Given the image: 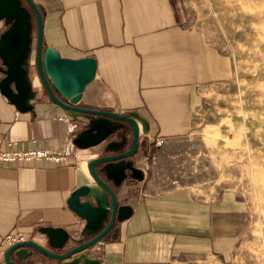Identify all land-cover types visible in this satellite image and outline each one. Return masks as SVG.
Wrapping results in <instances>:
<instances>
[{
  "label": "crops",
  "instance_id": "0c3cea01",
  "mask_svg": "<svg viewBox=\"0 0 264 264\" xmlns=\"http://www.w3.org/2000/svg\"><path fill=\"white\" fill-rule=\"evenodd\" d=\"M34 1L43 15L44 52L96 61L95 77L78 105L130 115L140 130V147L133 158L98 168L121 204L132 208V215L117 221L86 254L102 264H198V256L206 261L216 244L229 241L226 236L216 243L213 239L215 229L228 228V210L183 195L149 192L141 157L157 146V139L182 136L193 120L202 118L212 88L233 79L232 58L188 25L184 0ZM19 5L24 8L20 1ZM10 25L7 19L0 21V37ZM29 37L19 59L20 79L12 85L23 106L16 107L0 91L1 147L16 142L21 149H62L68 161L0 165V264H6L8 237H22L63 254L104 229L111 200L92 179L88 164L131 146V125L115 119L112 124L121 133L90 149L74 144L89 121L98 118L68 112L51 101L36 66L35 21ZM6 70L0 58V82ZM133 163L143 177L123 178L120 167ZM82 186L91 188L81 198L92 208L90 219L68 205ZM12 259L20 264H61L28 247L15 251Z\"/></svg>",
  "mask_w": 264,
  "mask_h": 264
},
{
  "label": "rangeland",
  "instance_id": "374dc122",
  "mask_svg": "<svg viewBox=\"0 0 264 264\" xmlns=\"http://www.w3.org/2000/svg\"><path fill=\"white\" fill-rule=\"evenodd\" d=\"M184 1L188 25L232 58L234 76L212 88L209 108L185 134L159 138L142 155L144 186L228 210V228L213 239L229 241L198 264H264V0Z\"/></svg>",
  "mask_w": 264,
  "mask_h": 264
},
{
  "label": "water",
  "instance_id": "95a60500",
  "mask_svg": "<svg viewBox=\"0 0 264 264\" xmlns=\"http://www.w3.org/2000/svg\"><path fill=\"white\" fill-rule=\"evenodd\" d=\"M19 1L21 4L22 2L27 3L30 11L20 7ZM19 1L0 0V21L7 19L11 22L9 28L0 37V58L7 68L5 76L0 82L1 93L16 107L21 108L23 106L20 94L15 91L12 85L16 84L20 79L21 69L19 68V59L28 49L30 41L29 30L33 27V14L37 39L36 66L42 85L46 89L51 101L68 112L98 118L89 121L88 128L76 137L74 144L80 149H90L100 145L117 130V127L112 124V119L127 122L132 126L133 142L131 148L127 151L101 156L91 160L88 164L92 179L102 190L108 193L111 200V216L104 229L88 241L79 244L63 254L50 252L31 240L21 241L6 250L4 261L6 264H20L12 259V255L15 251L28 247L34 248L49 258L60 261L61 264H102L99 259L90 257L86 252L91 250L111 232L117 220L128 219L132 215V208L130 206L119 205L116 192L106 183L100 175L98 168L107 167L109 164L132 157L137 153L140 145L139 126L136 119L130 115L78 105L82 99L85 87L95 77L96 61L92 58L69 60L61 58L53 50L44 52V21L42 12L34 0ZM56 92H59L62 98ZM208 116L214 120L218 118V115L212 111L209 112ZM127 168L128 165L120 167L119 171L123 174V178L126 176ZM138 172L139 174L134 177L141 179L142 171L138 170ZM90 192V186H82L74 191L68 199L69 207L79 214H84L88 219H90L92 208L89 207L87 202H81V198L88 196Z\"/></svg>",
  "mask_w": 264,
  "mask_h": 264
},
{
  "label": "built area",
  "instance_id": "2783aa9c",
  "mask_svg": "<svg viewBox=\"0 0 264 264\" xmlns=\"http://www.w3.org/2000/svg\"><path fill=\"white\" fill-rule=\"evenodd\" d=\"M2 123L0 122V165L1 164H15V163H34L38 161H50L56 164H63L68 161V155L65 150H51L40 147H33L28 149L18 148L16 142H9L8 148H2ZM163 140H157L156 145H162ZM25 241L24 238L8 237L6 247L9 248L15 243Z\"/></svg>",
  "mask_w": 264,
  "mask_h": 264
},
{
  "label": "flooded vegetation",
  "instance_id": "af4514ba",
  "mask_svg": "<svg viewBox=\"0 0 264 264\" xmlns=\"http://www.w3.org/2000/svg\"><path fill=\"white\" fill-rule=\"evenodd\" d=\"M114 133H121V132H119V130H115V132ZM113 135V134H112ZM132 142H133V131H132V126H131V146H132ZM140 142V141H139ZM131 146H130V148H131ZM139 147H140V145H139ZM129 148V149H130ZM128 149V150H129ZM138 150H139V148H138ZM127 151V150H126ZM138 152V151H137ZM137 154V153H136ZM135 154V155H136ZM134 155V156H135ZM134 156H132V157H129V158H126V159H124V160H121V161H125V163H126V160H129V159H131V158H133ZM126 165H128V164H126ZM130 168V169H129ZM138 170H141V169H139V168H136V165L133 163V165L132 166H130L129 167V165H128V168H127V170H126V176L125 177H128V176H131V178L132 179H134V180H136V178L134 177L135 175H137V174H139V172H138ZM142 171V170H141ZM142 177H143V171H142ZM118 198V197H117ZM119 201V200H118ZM119 205L120 206H126V205H123V204H121V202L119 201ZM117 221H119V220H117ZM117 221H116V223H117ZM116 225V224H115ZM115 227V226H114ZM113 230V229H112ZM111 230V231H112Z\"/></svg>",
  "mask_w": 264,
  "mask_h": 264
}]
</instances>
